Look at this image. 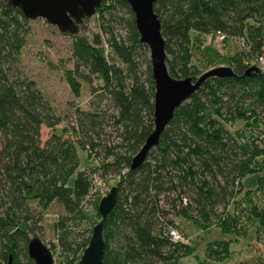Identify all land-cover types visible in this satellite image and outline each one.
<instances>
[{"label":"trees","instance_id":"16d2710c","mask_svg":"<svg viewBox=\"0 0 264 264\" xmlns=\"http://www.w3.org/2000/svg\"><path fill=\"white\" fill-rule=\"evenodd\" d=\"M153 10L160 21L166 68L174 78H194L199 72L191 62L192 44L199 36L213 37L219 31L223 41L239 38L244 46L225 57L235 75L208 78L174 110L143 162L130 169L131 157L153 127V82L147 49L138 41L125 0H102L96 9L108 34L112 62L100 38L92 43L74 34L73 66L64 72L75 96L81 82L93 86L94 79L100 80L98 91L106 105L95 111L76 107L70 126L75 140L52 133L44 143L41 126L54 128L63 118L35 81L19 71L24 22L29 19L8 0H0V264H22L20 255L25 264H36L27 255L28 242L35 237L28 235L36 217L32 203L39 209L58 203L65 214L85 218L81 201L93 175L116 177V201L103 225V264H175L179 251L187 254L192 247L172 244L163 230L156 233V224L175 228L166 215L176 213L208 224L219 216L215 208L240 190L243 176L255 172L256 180L264 177V150L252 140L239 142L223 122L227 118L260 125L264 133V71L241 77L257 57H264V0H156ZM115 24L123 25L124 37L113 33ZM210 48L202 51L208 66L214 65ZM77 145L96 166L79 169ZM247 213L264 232V203L250 205ZM235 218L219 216L217 225L222 232L234 231ZM69 234L64 230L59 235V246L71 263L68 258L75 255L78 241ZM229 253L228 240H215L207 245L205 258L222 260ZM254 263L264 261L257 258Z\"/></svg>","mask_w":264,"mask_h":264},{"label":"rangeland","instance_id":"374dc122","mask_svg":"<svg viewBox=\"0 0 264 264\" xmlns=\"http://www.w3.org/2000/svg\"><path fill=\"white\" fill-rule=\"evenodd\" d=\"M100 24V14L95 12L92 16L85 18L79 25L77 35L85 36L92 43L96 37L100 38L101 44L105 48V53L110 62H112V55L107 42L108 34L103 32ZM23 33L25 43L20 51L19 71L23 76L35 81L37 88L52 104L57 115L63 118V121L54 128H49L45 125L41 126V143H44L52 133H56L63 138L75 140V135L70 130V126L74 123L76 107L84 111H95L107 103L102 93L98 91L101 82L94 79L92 82L93 86L81 82L80 94L75 96L64 74L66 69H70L73 66L72 35L61 32L56 26L50 25L41 18L25 21ZM113 33L116 36L124 37L125 28L121 24H115L113 25ZM214 39L208 35L199 36L192 44L191 62L196 65V69L199 71L197 75L211 67L227 66L224 63L225 57L231 56L234 52L243 49L244 46L243 40L239 38L227 37L221 43L214 42ZM207 46L211 47L210 51L212 53L208 58H214L212 62L214 65L212 66L206 64L208 60L202 53L204 47ZM113 62L122 66L117 59H113ZM141 69L143 72L144 66H141ZM223 122L227 131L239 142L247 143L248 140H252L257 149L264 150V133L260 125L245 126L241 120H230L227 118H223ZM106 130L110 133L108 126ZM111 135L114 137L113 132ZM254 137H257V140ZM76 147L79 169L90 170L96 166V160L89 157L86 150L79 148L78 145ZM262 157L264 156L260 155V158ZM256 179L257 175L255 172L243 176L240 179V190L231 199H227L224 205L215 208L221 217L236 216L237 219H235L238 223L237 229L234 231L222 232L217 225L219 216L211 217L208 224L199 225L187 219L181 213L166 215V218L171 220L173 226L187 241L183 244L192 247V251L187 254L182 255L181 251H179L175 264H194L196 259H206L207 245L215 240H228L230 253L222 260L206 259L204 264H255L254 261L257 258L264 261V232L261 233V230H257L259 228L255 226L252 217L247 213L250 205L261 207L264 203V177L259 180ZM115 180L116 177L113 176H108L104 179H100L97 175L92 176L91 185L83 201H81L82 208L86 213L83 219L73 218L71 214H65V211L58 203H53L46 209H39L37 205L32 203L37 221L33 219L32 223H30L33 232L30 230L28 235L29 237L37 236L42 240L51 251L55 264L78 263L82 251L90 240L92 227L100 219L96 210L98 203L101 197L106 195L110 186H115ZM161 203L163 202L160 201ZM60 225L63 226L60 227ZM156 229H158L156 230L157 234L160 231L162 232L161 225L156 224ZM64 230L70 232L69 238L72 237L78 241L75 255L71 256V254H68V261H71V263L67 262L66 256L61 254L59 246V235ZM84 240L87 243L84 244ZM19 259L22 264L26 263V259L22 255H20ZM152 264H161V262L154 261Z\"/></svg>","mask_w":264,"mask_h":264},{"label":"water","instance_id":"95a60500","mask_svg":"<svg viewBox=\"0 0 264 264\" xmlns=\"http://www.w3.org/2000/svg\"><path fill=\"white\" fill-rule=\"evenodd\" d=\"M156 0H125L133 14L138 41L145 45L153 82L152 130L145 137L139 150L131 157L130 169L138 167L147 152L158 144L160 134L172 118L174 110L188 100L210 77H232L230 66L219 65L201 72L196 77L174 78L168 74L165 64L164 39L160 31V21L153 10ZM10 6L19 8L27 19H44L61 32L77 34L79 25L92 16L102 4V0H8ZM259 73L256 66L247 67L241 77ZM264 79V77H263ZM117 196L116 186H110L106 195L98 203L101 219L93 225L88 245L82 251L77 264H103L105 240L103 225L113 208ZM27 255L36 264H53L51 251L42 240L32 237L27 245ZM10 262V257H9Z\"/></svg>","mask_w":264,"mask_h":264},{"label":"built area","instance_id":"2783aa9c","mask_svg":"<svg viewBox=\"0 0 264 264\" xmlns=\"http://www.w3.org/2000/svg\"><path fill=\"white\" fill-rule=\"evenodd\" d=\"M213 38H215L214 42L221 43L223 39L225 38V36L221 32L216 31ZM254 65L258 68L259 71L261 72L264 71V57H261V56L257 57L256 61L254 62ZM162 230H163V234L168 238L169 242H171L172 244L187 242L182 237V235L178 232L177 229L173 228L172 226L168 224H163Z\"/></svg>","mask_w":264,"mask_h":264}]
</instances>
